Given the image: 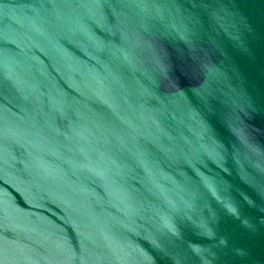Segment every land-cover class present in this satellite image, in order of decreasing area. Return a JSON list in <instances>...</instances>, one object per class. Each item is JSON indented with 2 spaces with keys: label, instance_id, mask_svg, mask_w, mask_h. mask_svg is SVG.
<instances>
[{
  "label": "water",
  "instance_id": "1",
  "mask_svg": "<svg viewBox=\"0 0 264 264\" xmlns=\"http://www.w3.org/2000/svg\"><path fill=\"white\" fill-rule=\"evenodd\" d=\"M0 264H264V0H0Z\"/></svg>",
  "mask_w": 264,
  "mask_h": 264
}]
</instances>
